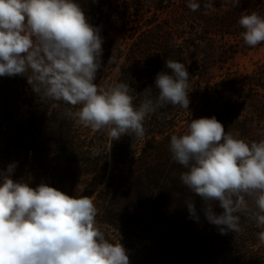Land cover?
Here are the masks:
<instances>
[{
	"label": "rangeland",
	"instance_id": "1",
	"mask_svg": "<svg viewBox=\"0 0 264 264\" xmlns=\"http://www.w3.org/2000/svg\"><path fill=\"white\" fill-rule=\"evenodd\" d=\"M78 2L104 38L99 86L126 83L139 106L146 98L155 100V76L171 72L165 68L171 59L187 67L190 104L189 110L158 107L145 119L142 139L124 135L110 151L106 130L76 124L86 161L75 168L81 174L74 182L59 190L93 198L102 231L110 242L123 244L130 264H264L260 229L242 216V233L221 235L199 211L203 202L182 184L186 169L169 151L171 135L185 133L201 117L215 116L227 132L248 141L264 139V43L247 46L238 23L242 13L264 15V0H213L212 9L199 0L196 12L187 0ZM55 103L39 98L26 77H0V171L11 164L16 123L28 122L35 112L43 119L64 115L69 106ZM119 156L121 165L115 163ZM15 164L12 179L24 171L31 187L47 184L25 162ZM188 201L195 202L199 223L188 218Z\"/></svg>",
	"mask_w": 264,
	"mask_h": 264
},
{
	"label": "clouds",
	"instance_id": "2",
	"mask_svg": "<svg viewBox=\"0 0 264 264\" xmlns=\"http://www.w3.org/2000/svg\"><path fill=\"white\" fill-rule=\"evenodd\" d=\"M187 7L196 12L201 4L187 0ZM204 7L212 9L213 0ZM238 23L247 46L264 43V15L242 13ZM103 44L100 27L78 0H0V77H26L39 98L68 105L64 115L76 124L106 130L108 151L124 135L142 139L144 121L158 107L189 110V72L171 59L165 61L171 72L155 76V100L136 106L128 84L99 86ZM169 151L186 169L180 180L203 202L199 211L208 223L221 235L240 234L243 216L260 229L264 244V139L248 141L227 132L215 116L201 117L185 133L171 135ZM16 166L0 171V264H130L123 244L102 231L93 198L45 183L33 188L11 178ZM186 208L199 223L195 202Z\"/></svg>",
	"mask_w": 264,
	"mask_h": 264
},
{
	"label": "trees",
	"instance_id": "3",
	"mask_svg": "<svg viewBox=\"0 0 264 264\" xmlns=\"http://www.w3.org/2000/svg\"><path fill=\"white\" fill-rule=\"evenodd\" d=\"M38 115L35 112L28 122L16 123V133L9 142L13 151L8 160L10 163L25 162L35 173L43 175L49 186L59 189L74 182L81 174L75 168L86 161L82 143L77 139L78 128L74 121L58 112L50 119ZM115 163L124 162L119 156ZM17 175V181H26V172L19 171Z\"/></svg>",
	"mask_w": 264,
	"mask_h": 264
}]
</instances>
